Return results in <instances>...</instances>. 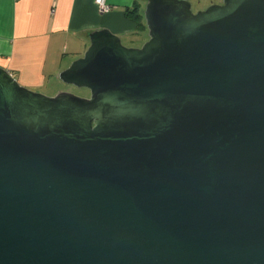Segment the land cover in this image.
Listing matches in <instances>:
<instances>
[{
	"label": "water",
	"instance_id": "water-1",
	"mask_svg": "<svg viewBox=\"0 0 264 264\" xmlns=\"http://www.w3.org/2000/svg\"><path fill=\"white\" fill-rule=\"evenodd\" d=\"M47 96L0 67V264H264V0H147Z\"/></svg>",
	"mask_w": 264,
	"mask_h": 264
},
{
	"label": "crops",
	"instance_id": "crops-1",
	"mask_svg": "<svg viewBox=\"0 0 264 264\" xmlns=\"http://www.w3.org/2000/svg\"><path fill=\"white\" fill-rule=\"evenodd\" d=\"M187 1L196 12L222 0ZM135 2L144 11L147 0H106L104 13L95 0H0V67L22 86L54 96L64 85L59 73L84 54L91 32L107 29L129 47L148 39L125 15Z\"/></svg>",
	"mask_w": 264,
	"mask_h": 264
},
{
	"label": "trees",
	"instance_id": "trees-1",
	"mask_svg": "<svg viewBox=\"0 0 264 264\" xmlns=\"http://www.w3.org/2000/svg\"><path fill=\"white\" fill-rule=\"evenodd\" d=\"M125 15L135 23L137 33H143L147 30L143 11L140 9L138 2H135L132 7L127 8Z\"/></svg>",
	"mask_w": 264,
	"mask_h": 264
},
{
	"label": "rangeland",
	"instance_id": "rangeland-1",
	"mask_svg": "<svg viewBox=\"0 0 264 264\" xmlns=\"http://www.w3.org/2000/svg\"><path fill=\"white\" fill-rule=\"evenodd\" d=\"M192 10L194 11V8H192ZM144 34H148V31L147 30L144 31ZM122 43L125 46H128V45H126V44H128L126 41H122ZM130 43L133 45H137L136 44L137 42H135V41L130 42ZM61 88H62V92H69V93H71L75 96H78V97H88L89 96V90L84 89V88H77L75 86H71V85H67V84L62 85ZM38 93H42V94H45L47 96H52L53 91L51 89H48L47 91H44V93L43 92H38Z\"/></svg>",
	"mask_w": 264,
	"mask_h": 264
},
{
	"label": "built area",
	"instance_id": "built-area-1",
	"mask_svg": "<svg viewBox=\"0 0 264 264\" xmlns=\"http://www.w3.org/2000/svg\"><path fill=\"white\" fill-rule=\"evenodd\" d=\"M95 4L97 5L100 12H107L109 10V6L106 3V0H95Z\"/></svg>",
	"mask_w": 264,
	"mask_h": 264
}]
</instances>
